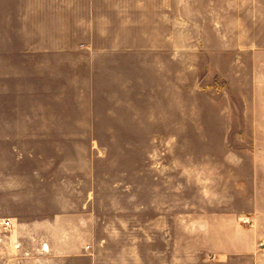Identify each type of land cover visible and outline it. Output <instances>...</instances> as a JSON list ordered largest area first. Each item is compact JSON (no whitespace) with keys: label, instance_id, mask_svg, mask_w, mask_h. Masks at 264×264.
<instances>
[{"label":"rangeland","instance_id":"1","mask_svg":"<svg viewBox=\"0 0 264 264\" xmlns=\"http://www.w3.org/2000/svg\"><path fill=\"white\" fill-rule=\"evenodd\" d=\"M259 161L264 0H0V264H212Z\"/></svg>","mask_w":264,"mask_h":264},{"label":"crops","instance_id":"2","mask_svg":"<svg viewBox=\"0 0 264 264\" xmlns=\"http://www.w3.org/2000/svg\"><path fill=\"white\" fill-rule=\"evenodd\" d=\"M264 170V162H256V182L261 180V172ZM264 177V174H263ZM264 179V178H263ZM252 223L251 229L245 234L248 237L246 243L238 244L235 249L230 246L216 257L212 264H264V193L260 190L256 193V208L252 215L245 216ZM19 216L17 214L0 215V256L3 254L14 255L16 253L19 228ZM9 220L11 226L5 228L4 222Z\"/></svg>","mask_w":264,"mask_h":264},{"label":"built area","instance_id":"3","mask_svg":"<svg viewBox=\"0 0 264 264\" xmlns=\"http://www.w3.org/2000/svg\"><path fill=\"white\" fill-rule=\"evenodd\" d=\"M242 219H243L244 222H250L248 220V218H242ZM10 226H11V222L9 220H7V221L4 222V227L5 228L10 227ZM260 245L264 247L263 242H261Z\"/></svg>","mask_w":264,"mask_h":264}]
</instances>
